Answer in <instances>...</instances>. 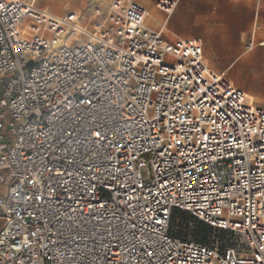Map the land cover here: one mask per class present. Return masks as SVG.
I'll return each instance as SVG.
<instances>
[{"label":"built area","instance_id":"2783aa9c","mask_svg":"<svg viewBox=\"0 0 264 264\" xmlns=\"http://www.w3.org/2000/svg\"><path fill=\"white\" fill-rule=\"evenodd\" d=\"M36 1L0 0L6 6L0 9V93L4 98L19 103L28 95L29 85L36 90V84L42 83L43 77L62 70L65 62L88 60L107 77L108 68H127V62L131 61L136 72L129 69L127 85H119V88L135 91H124L125 97L158 85L159 92L149 93L153 98L150 112L159 115L158 110H168V104L175 101L183 105V117L177 116V121L181 118L196 121L200 117L197 126L201 131L192 129V139L184 146L185 151H190L201 133H205L215 135L230 152L224 155L214 141H207L209 148L215 149L213 154L223 155V159L200 176L201 180L209 177L208 182L202 187L193 185L200 197L208 199L193 194L187 207L183 203H170L166 211L160 210L159 215L165 221L164 240L172 245L173 261L168 264H264V159H260L264 157V109L247 105L243 90L208 68L197 40L168 41L164 39L162 28L159 31L149 28L147 10L139 4L112 0L105 12L95 7V27L88 34L75 28L81 26V15L74 12L56 15L37 7ZM158 6L169 9L170 14L175 2L160 0ZM145 58L148 64L141 68ZM136 73L145 80L141 82ZM197 79L200 87L211 88L209 96L215 92L218 100L224 97L220 100L223 108L218 109L223 113L221 117L212 114L211 103L206 102L207 107H202L197 100H189ZM98 82L103 86L102 81ZM222 89L232 95L226 96ZM24 110L25 116L19 123L30 122L29 129L37 133L47 131L56 122L52 115L54 109H41L36 113ZM201 111L208 115L201 117ZM10 112V108L0 112V123L4 124L0 128V264H91L95 251L91 239L76 238L66 229L58 231L59 226L53 227L52 232L43 231L45 216L41 215L39 223L34 221L29 213L36 212V208L22 199L30 195V191L21 192L16 198L19 204L9 199L19 183V177H12L17 162L21 169L26 166L34 170L18 153L22 151L25 156H32L35 164L40 163L39 157L27 147V141L20 139L29 132L20 130L17 116H10ZM210 118L216 119L226 131L223 134L213 132ZM186 126L192 128L191 123ZM176 127L184 125L177 123ZM249 128L254 131H247ZM180 135L182 133H177V138ZM168 136L165 132L163 138ZM172 151L175 155V150ZM142 159L147 166L155 157L146 153ZM52 162L45 161L49 166ZM184 168L194 171L187 163L179 165L180 170ZM179 174V171L172 173L173 176ZM153 179L154 171L150 168V177L142 181L151 186ZM193 189L188 191L193 193ZM106 196V190L99 192L100 199ZM62 199L63 196L53 198L57 206ZM185 219L210 228L211 233L204 243L178 235L185 227ZM37 229H41L42 238L30 235Z\"/></svg>","mask_w":264,"mask_h":264},{"label":"snow or ice","instance_id":"6c2138e0","mask_svg":"<svg viewBox=\"0 0 264 264\" xmlns=\"http://www.w3.org/2000/svg\"><path fill=\"white\" fill-rule=\"evenodd\" d=\"M5 7L0 3V9ZM127 63L128 67L120 70L108 68L106 77L88 60L65 62L62 70L43 77V82L36 84V90L29 85L28 95L19 103L12 98L5 99L0 93V112L10 108L9 115L17 116L20 130L29 132L20 139L27 141V147L40 160L35 164L32 156H25L22 151L18 153L34 170L26 166L21 169L17 162L12 177H19V183L9 199L16 200L21 192L30 191L31 194L22 199L36 208V212L29 213L34 221L39 223L41 215L45 216L43 231L52 232L53 227L59 226L58 231L66 229L76 238L91 239L95 246L91 264H168L173 261L172 245L164 240L165 221L159 215L160 210L166 211L170 203H183L187 207L193 194L208 199L200 197L193 185L206 184L209 177L201 180L200 176L223 159V155L213 154L215 149L209 148L207 141H214L224 155L230 152L215 135L205 133H201L190 151H185L184 146L192 139V129L201 131L197 126L200 117L196 121L183 118L177 121V116L183 117V105L175 101L168 104V110H158L159 115L150 112L153 98L149 93L159 92L158 85L125 97L124 91H135L119 88V85H127L129 69L136 72L132 62ZM147 64L145 58L141 68ZM136 75L141 82L145 80L139 73ZM98 81H102L103 86ZM210 91V87H200L197 79L189 100H197L202 107L211 103L212 114L221 117L223 113L218 109L223 108L220 100L224 97L218 100L215 92L208 95ZM221 91L226 96L232 95ZM25 108L31 113L54 109L52 115L56 122L47 131L37 133L29 129L30 122L19 123L25 116ZM207 115L200 113L201 117ZM177 123L184 127L178 129ZM188 123L192 124L191 129L187 128ZM210 123L214 126L213 132L226 131L216 119L210 118ZM3 127L0 123V128ZM165 132L169 133L167 139L163 138ZM177 133L182 135L177 138ZM146 153L155 157L147 165L154 171L151 186L141 179V170L146 166L142 157ZM45 161L54 162L49 166ZM185 163L194 171L180 170L179 165ZM178 171L179 175H172ZM189 189H193V193ZM101 190L107 191L103 200L99 198ZM60 196L63 199L57 206L53 198ZM30 235L42 238L41 229Z\"/></svg>","mask_w":264,"mask_h":264},{"label":"crops","instance_id":"0c3cea01","mask_svg":"<svg viewBox=\"0 0 264 264\" xmlns=\"http://www.w3.org/2000/svg\"><path fill=\"white\" fill-rule=\"evenodd\" d=\"M130 1L146 8L142 3L152 5L155 0ZM226 1L228 9H217L216 0H200L195 31L185 26L187 19L183 15V2H180L168 25L169 35L163 33L164 39L197 40L202 46L203 61L208 68L222 70L240 66L243 61L247 62L243 57L245 41L251 42V45L263 46L261 40L264 39V0ZM260 51L256 49L248 58L250 67L264 68ZM262 76L264 82V73ZM256 107L264 109V106Z\"/></svg>","mask_w":264,"mask_h":264},{"label":"rangeland","instance_id":"374dc122","mask_svg":"<svg viewBox=\"0 0 264 264\" xmlns=\"http://www.w3.org/2000/svg\"><path fill=\"white\" fill-rule=\"evenodd\" d=\"M109 3L112 0H108ZM138 2L137 0H133ZM160 0H155L152 5L148 3H142L147 9H156L159 15L161 16V24L157 25L150 23V25L153 28H157L158 26L163 29V33L166 35L168 34V25L170 23L171 18L175 14V11L178 9V6L180 2H183V15L187 19L186 27L192 29L195 31L197 28V8L199 7L200 0H171L175 2V6L173 7L170 14L166 13L161 8L157 7V4ZM79 2V3H78ZM37 7L41 9H45L53 14L65 16L68 13L72 12L75 8H81V9H92V7H100L99 0H75L74 3H71L69 0H57V6L53 7V3H51V0H37ZM216 8L219 7L228 9V1L226 0H216ZM109 5V4H108ZM90 7V8H89ZM56 8V9H55ZM101 8V7H100ZM48 9H55L60 12H55ZM85 12V11H84ZM94 12V11H93ZM83 14V13H82ZM84 15V14H83ZM94 19H97L95 17ZM89 24H95L94 20L88 19ZM264 42V39L261 40ZM260 51L259 53L263 55L261 57L262 64H264V46H258L257 44L251 45V42H246L243 46V57L247 61H243L240 63V66L237 67H226L222 70L214 69L213 67H210L214 72L221 75L223 78L231 81L234 86L242 89L245 94L247 92H250L251 90L254 91L257 95V97L260 99L262 103H264V82L262 73H264V68H255L250 67L248 63V58L255 52V50ZM207 61V60H206ZM208 63V61H207ZM209 64V63H208ZM257 64V63H256ZM262 76V77H261ZM141 177L142 179L146 180L150 177V168L145 166L143 170H141ZM185 227L180 229V235L181 237L190 238L192 240L198 241V237H202L204 234V230L193 220L185 219ZM1 224V223H0ZM211 233V232H210ZM208 233V234H210ZM207 237V236H206Z\"/></svg>","mask_w":264,"mask_h":264},{"label":"bare ground","instance_id":"6f19581e","mask_svg":"<svg viewBox=\"0 0 264 264\" xmlns=\"http://www.w3.org/2000/svg\"><path fill=\"white\" fill-rule=\"evenodd\" d=\"M69 1L71 3H74L75 0H69ZM56 2H57V0H51V3H53V5H54L53 7L57 6V3ZM99 3H100V7H101L102 12H105V9L107 8V6L109 4V1L108 0H99ZM163 4H165V1L163 2ZM158 7L161 8L162 10H164L167 13L170 12L169 9H163V7H161V6H158ZM55 9H48V10H52V11H55V12H59V11H57ZM146 10H147V14H148V17H147V26L149 28L155 30V31H159L161 29V27L158 26V29L157 28H153L150 25V23L156 24V26L157 25H160L161 24L160 23L161 22V16L159 15V13L157 12L156 9H147L146 8ZM93 11H94V7H92V9L75 8L72 11V12H74V13L79 14V15L82 16V19L80 21L81 26H79V25H76L75 26V28H77V30H81L82 32H85V33L90 34L89 31L93 30V28L95 27V24H89L86 21H89L88 19H90V20L93 19L94 20V18L96 17V15H95V12H93ZM59 14H60V12H59ZM262 45L264 46V42L262 43ZM245 95H246L245 103L247 105L264 106V103H262L263 101L262 102L260 101V99L257 97V95H256V93L254 91L251 90L250 92H247V94H245Z\"/></svg>","mask_w":264,"mask_h":264},{"label":"trees","instance_id":"16d2710c","mask_svg":"<svg viewBox=\"0 0 264 264\" xmlns=\"http://www.w3.org/2000/svg\"><path fill=\"white\" fill-rule=\"evenodd\" d=\"M194 222H196V221H194ZM196 223L202 228V230H204V233H206L207 235H208V233L211 232L210 228H208L207 226H205L199 222H196ZM207 235L204 234L202 237H198L199 240L197 242L204 243Z\"/></svg>","mask_w":264,"mask_h":264}]
</instances>
